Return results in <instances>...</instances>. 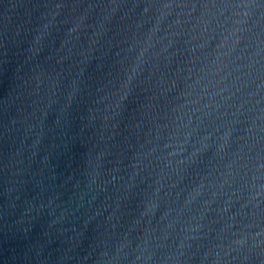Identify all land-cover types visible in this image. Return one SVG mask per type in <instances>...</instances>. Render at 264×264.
Wrapping results in <instances>:
<instances>
[{"label":"water","instance_id":"water-1","mask_svg":"<svg viewBox=\"0 0 264 264\" xmlns=\"http://www.w3.org/2000/svg\"><path fill=\"white\" fill-rule=\"evenodd\" d=\"M0 264H264V0H0Z\"/></svg>","mask_w":264,"mask_h":264}]
</instances>
